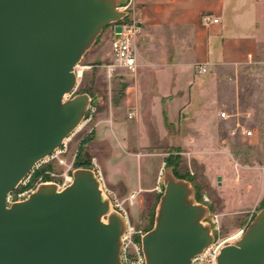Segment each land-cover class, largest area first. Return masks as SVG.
<instances>
[{"label":"water","instance_id":"obj_1","mask_svg":"<svg viewBox=\"0 0 264 264\" xmlns=\"http://www.w3.org/2000/svg\"><path fill=\"white\" fill-rule=\"evenodd\" d=\"M121 2L0 0V264H123L127 222L94 171L77 169L64 188L41 184L8 203L83 123L91 98H69L75 69L101 32L128 16ZM162 182L155 227L142 239L145 264H191L214 243L208 209L170 169ZM217 264H264V209Z\"/></svg>","mask_w":264,"mask_h":264},{"label":"rangeland","instance_id":"obj_2","mask_svg":"<svg viewBox=\"0 0 264 264\" xmlns=\"http://www.w3.org/2000/svg\"><path fill=\"white\" fill-rule=\"evenodd\" d=\"M127 1L122 0L120 11L128 12ZM114 26L101 32L77 66L82 76L69 98L90 96L83 123L9 195V204L26 200L40 180L63 188L69 185L65 177L73 178L77 169L102 174L99 159L107 154V148L97 143L98 113H131L126 91L135 82L134 75L114 67ZM190 114L180 116L177 126L166 124L167 133L156 130L141 135L147 140L141 152L142 173L148 184L139 200L119 199L103 178V190L113 209L127 222L121 258L136 261L144 256L142 239L155 227L167 169L189 182L196 202L207 207L204 223L211 228L214 240L228 238L229 245L234 244L264 209V62L203 76L196 83V113ZM247 131H252V136H247ZM154 186L157 191H148Z\"/></svg>","mask_w":264,"mask_h":264},{"label":"crops","instance_id":"obj_3","mask_svg":"<svg viewBox=\"0 0 264 264\" xmlns=\"http://www.w3.org/2000/svg\"><path fill=\"white\" fill-rule=\"evenodd\" d=\"M126 4L140 27L135 82L126 91L132 112L98 113L95 134L97 143L107 148L99 159L105 183L119 199L139 200L148 184L141 152L147 140L141 135L167 133L166 124L177 126L180 116L196 113V83L203 76L264 62V0ZM200 67L207 72L199 74Z\"/></svg>","mask_w":264,"mask_h":264},{"label":"built area","instance_id":"obj_4","mask_svg":"<svg viewBox=\"0 0 264 264\" xmlns=\"http://www.w3.org/2000/svg\"><path fill=\"white\" fill-rule=\"evenodd\" d=\"M127 8L128 7H126V9ZM126 18H129L128 22H126L125 21L126 19H124L118 23H115V26L112 31L113 38L111 42V53H112L113 61L115 63L114 67L124 69L125 71L133 74L136 72V68H137L136 46L135 45H136V39L140 33V27L134 19L129 17V15ZM213 22L218 23V20L215 19L213 20ZM75 72L77 76L79 77L80 72L77 71V67L75 69ZM206 72L207 70L204 67H200L198 69L199 74H204ZM80 76H82V72ZM223 115L225 116L226 114L223 113ZM246 134L247 136H252L253 132L247 131ZM53 155L50 157H53ZM39 163L35 165V167L33 168L31 172H33L35 168H38ZM96 175L101 181V183L103 184V175L100 172L99 173L96 172ZM65 179H66V182H68V184H70L73 180L71 176L70 177L66 176ZM41 184H56L60 188H62V186H60V184L56 182H44L40 180L37 185H41ZM64 187H66V184L64 185ZM8 203H9V200H8ZM117 207H119V205H117ZM242 234L243 232L241 233V235ZM230 240L231 239H228V238H220L218 240H214V243L204 252V254H202L201 256L195 257L192 260L191 264H217V260H218L221 250L225 246L229 245ZM121 259H122L123 264H145L144 256L139 258V260H136V261H129L127 259V256L125 257L123 256Z\"/></svg>","mask_w":264,"mask_h":264},{"label":"bare ground","instance_id":"obj_5","mask_svg":"<svg viewBox=\"0 0 264 264\" xmlns=\"http://www.w3.org/2000/svg\"><path fill=\"white\" fill-rule=\"evenodd\" d=\"M80 74H81V72L79 73V77H80Z\"/></svg>","mask_w":264,"mask_h":264}]
</instances>
